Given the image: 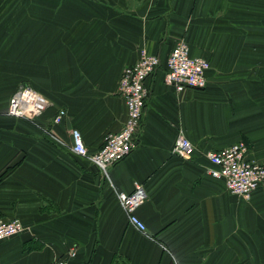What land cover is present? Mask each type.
<instances>
[{
    "label": "crops",
    "instance_id": "obj_1",
    "mask_svg": "<svg viewBox=\"0 0 264 264\" xmlns=\"http://www.w3.org/2000/svg\"><path fill=\"white\" fill-rule=\"evenodd\" d=\"M180 40L210 60L204 89L166 82ZM143 49L161 63L108 180L71 150L72 131L94 153L123 128L121 76ZM26 85L47 100L34 119L7 113ZM180 135L190 158L173 153ZM240 141L264 162V0H0V220L25 226L0 241V264H264V187L232 194L209 172L207 152ZM136 183L147 234L117 196Z\"/></svg>",
    "mask_w": 264,
    "mask_h": 264
},
{
    "label": "built area",
    "instance_id": "obj_2",
    "mask_svg": "<svg viewBox=\"0 0 264 264\" xmlns=\"http://www.w3.org/2000/svg\"><path fill=\"white\" fill-rule=\"evenodd\" d=\"M160 63L159 56L143 49L138 61L124 68L119 84V95L126 102L128 115L123 128L118 132L107 134L103 146L98 151L89 152L82 134L78 130L72 131L71 150L97 165L108 180L111 179L110 166L129 156L137 145L146 100L149 97L146 82L159 68ZM210 66L208 59L192 55L190 46L180 40L168 56L166 82L178 91L188 88L204 89L208 84L207 71ZM46 107L47 100L26 85L19 88L11 97L7 113L15 117L34 119L40 116ZM65 116L66 111L61 109L54 121L60 123ZM193 152V143L186 136L180 135L173 147V153L183 158H190ZM207 157L213 164L209 170L211 175L223 179L232 194L249 197L264 185V162L251 159L249 147L243 141L222 149L209 150ZM117 196L129 223L147 234V225L138 214V209L147 199L143 184L136 183L130 193L117 191ZM24 229L22 220L18 218L2 219L0 241L17 235ZM69 255L75 256V249H72ZM53 264H68V262L65 258H58Z\"/></svg>",
    "mask_w": 264,
    "mask_h": 264
},
{
    "label": "trees",
    "instance_id": "obj_3",
    "mask_svg": "<svg viewBox=\"0 0 264 264\" xmlns=\"http://www.w3.org/2000/svg\"><path fill=\"white\" fill-rule=\"evenodd\" d=\"M208 60H209V59H208ZM209 61H210V60H209ZM247 145H248V144H247ZM248 147H249V146H248ZM13 168H14V167H9V168H7V170L5 171V175L8 174V173H10V172L13 170ZM262 187H264V185L261 186V187H259L258 189H260V188H262ZM258 189H257V190H258ZM255 191H256V190H255Z\"/></svg>",
    "mask_w": 264,
    "mask_h": 264
}]
</instances>
